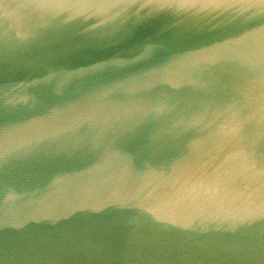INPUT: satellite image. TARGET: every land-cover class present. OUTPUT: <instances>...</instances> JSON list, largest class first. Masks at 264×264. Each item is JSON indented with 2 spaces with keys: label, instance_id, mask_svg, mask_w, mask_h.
Masks as SVG:
<instances>
[{
  "label": "water",
  "instance_id": "95a60500",
  "mask_svg": "<svg viewBox=\"0 0 264 264\" xmlns=\"http://www.w3.org/2000/svg\"><path fill=\"white\" fill-rule=\"evenodd\" d=\"M0 264H264V0H0Z\"/></svg>",
  "mask_w": 264,
  "mask_h": 264
}]
</instances>
